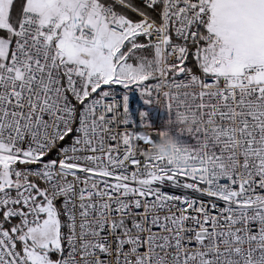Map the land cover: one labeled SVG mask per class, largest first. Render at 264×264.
<instances>
[{"label": "snow or ice", "instance_id": "6c2138e0", "mask_svg": "<svg viewBox=\"0 0 264 264\" xmlns=\"http://www.w3.org/2000/svg\"><path fill=\"white\" fill-rule=\"evenodd\" d=\"M0 264H264V0H0Z\"/></svg>", "mask_w": 264, "mask_h": 264}]
</instances>
